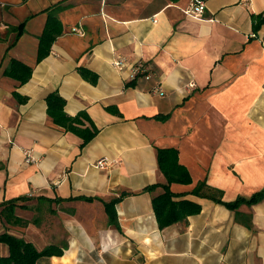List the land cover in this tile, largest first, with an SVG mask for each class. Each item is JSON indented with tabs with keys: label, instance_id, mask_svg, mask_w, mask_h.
Here are the masks:
<instances>
[{
	"label": "crops",
	"instance_id": "0c3cea01",
	"mask_svg": "<svg viewBox=\"0 0 264 264\" xmlns=\"http://www.w3.org/2000/svg\"><path fill=\"white\" fill-rule=\"evenodd\" d=\"M249 1L206 0L195 20L185 11L197 0H0V204L48 211L27 226L0 216V235L62 250L38 264H264V200L233 211L192 194L206 183L231 203L264 190V25L254 27L264 0ZM50 15L62 34L37 63ZM11 60L33 67L28 83L4 75ZM55 92L68 116L86 112L100 130L83 149L48 115ZM157 149H176L192 178L171 185L175 200L202 208L164 229L153 208L163 189L144 192L166 184Z\"/></svg>",
	"mask_w": 264,
	"mask_h": 264
},
{
	"label": "trees",
	"instance_id": "16d2710c",
	"mask_svg": "<svg viewBox=\"0 0 264 264\" xmlns=\"http://www.w3.org/2000/svg\"><path fill=\"white\" fill-rule=\"evenodd\" d=\"M51 13V12H50ZM264 25V15L255 18V30L258 31ZM24 25L19 26L16 30L17 38L11 47L16 43L22 35ZM62 34L58 21L50 15V20L46 23L45 29L39 38V48L37 55V63L43 61L50 53L54 41ZM33 67L28 66L20 61L11 60L8 67L4 71V75L8 76L20 85L28 83L33 74ZM80 73L85 78H91L95 83L96 75L85 69H80ZM48 115L53 123L62 127L66 132L72 133L82 140L81 149L86 147L99 134L100 130L95 125L93 120L86 112H81L78 115L71 117L65 112L66 100L55 92L47 97ZM165 117V116H164ZM163 117V118H164ZM166 118V117H165ZM157 161L160 173L166 179V184H157L147 187L144 192H151L157 187L163 189V193L153 200V208L156 214L160 229H164L174 225L180 221L188 219V217L199 214L202 211L200 205L187 201H176L179 196L172 192L171 185H190L192 178L188 170L180 164L179 155L176 149H157ZM192 194L211 198L216 202L225 205L230 210H237L242 204L253 206L264 200V190L254 194L249 199L239 198L235 202L225 203L220 196L213 193L211 188H208L206 183H201L192 192ZM28 200L23 199L22 202ZM90 201V199H89ZM119 200H112L105 203L106 212L111 223L116 224L115 205ZM18 200L5 202L0 204V216L9 225L27 226L30 222L18 217L16 209H23L24 206L19 205ZM27 209V208H24ZM37 223V220L33 222ZM248 227L251 223L246 224ZM0 245L8 247V256L0 255V264H38V261L43 257L61 256L62 250L56 246H49L42 251H39L34 243L27 242L23 238L12 235L8 232L0 235Z\"/></svg>",
	"mask_w": 264,
	"mask_h": 264
},
{
	"label": "built area",
	"instance_id": "2783aa9c",
	"mask_svg": "<svg viewBox=\"0 0 264 264\" xmlns=\"http://www.w3.org/2000/svg\"><path fill=\"white\" fill-rule=\"evenodd\" d=\"M246 3H249V0H244ZM205 5L202 2H198L191 7L190 9L185 11V14L187 16H189L190 18H193L195 20H203V15L205 12ZM74 33H77L79 35H84V32L82 30H73ZM113 66L115 68H117L118 70L122 71L124 70L125 67V62L124 60H115L113 62ZM136 73H144L146 72L145 70V66L143 64H139V66L134 70ZM190 88H195V83L194 82H190L189 84ZM25 157H26V163L28 164H32L35 163L36 160L35 158L32 156L31 151H26L25 153ZM110 163L108 161L107 158H102L99 159L96 164L95 167L100 169V170H106L109 167Z\"/></svg>",
	"mask_w": 264,
	"mask_h": 264
},
{
	"label": "rangeland",
	"instance_id": "374dc122",
	"mask_svg": "<svg viewBox=\"0 0 264 264\" xmlns=\"http://www.w3.org/2000/svg\"><path fill=\"white\" fill-rule=\"evenodd\" d=\"M22 206H24L23 211L19 212V214H21L22 218H25L26 221L31 222L32 224H34L33 222L36 221L38 218L39 219H40V217L44 218V215H46L48 212V211L47 212L44 211L43 213H41L39 215L37 214V210H36L37 208H41V210H43L44 207L45 208L47 207L46 204H42V203L29 202V203L22 205ZM24 208H27V209H24ZM25 234H26V232H25Z\"/></svg>",
	"mask_w": 264,
	"mask_h": 264
},
{
	"label": "water",
	"instance_id": "95a60500",
	"mask_svg": "<svg viewBox=\"0 0 264 264\" xmlns=\"http://www.w3.org/2000/svg\"><path fill=\"white\" fill-rule=\"evenodd\" d=\"M198 2H205L206 0H197Z\"/></svg>",
	"mask_w": 264,
	"mask_h": 264
}]
</instances>
